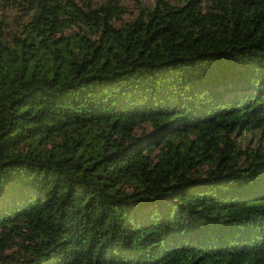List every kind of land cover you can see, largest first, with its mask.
Wrapping results in <instances>:
<instances>
[{
	"label": "trees",
	"instance_id": "16d2710c",
	"mask_svg": "<svg viewBox=\"0 0 264 264\" xmlns=\"http://www.w3.org/2000/svg\"><path fill=\"white\" fill-rule=\"evenodd\" d=\"M126 1L0 0V264H264V0Z\"/></svg>",
	"mask_w": 264,
	"mask_h": 264
},
{
	"label": "rangeland",
	"instance_id": "374dc122",
	"mask_svg": "<svg viewBox=\"0 0 264 264\" xmlns=\"http://www.w3.org/2000/svg\"><path fill=\"white\" fill-rule=\"evenodd\" d=\"M149 0H143V2H148ZM126 5L127 6H130V0H127L126 2ZM3 15H5V17L8 19V20H12L13 18H14V15H16L13 11H11V10H5V11H3V12H1L0 11V16H3ZM127 16L125 15V18H126ZM144 127H146L147 129L149 128V126H144Z\"/></svg>",
	"mask_w": 264,
	"mask_h": 264
}]
</instances>
